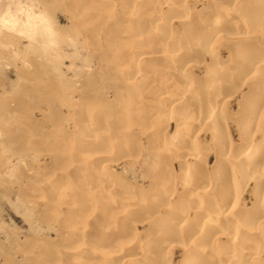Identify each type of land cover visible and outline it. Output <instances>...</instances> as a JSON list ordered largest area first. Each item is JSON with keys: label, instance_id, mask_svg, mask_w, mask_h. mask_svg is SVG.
Masks as SVG:
<instances>
[{"label": "bare ground", "instance_id": "bare-ground-1", "mask_svg": "<svg viewBox=\"0 0 264 264\" xmlns=\"http://www.w3.org/2000/svg\"><path fill=\"white\" fill-rule=\"evenodd\" d=\"M135 1L129 0V10L119 17H112L110 3H102L101 12L110 25L102 39L100 68L115 70L121 81L124 78V88L138 93L134 101L132 95L126 97L125 108L134 106L132 119L139 117L138 123L154 126L139 132L147 133L149 152L139 146L135 150L140 154L123 155L130 163L135 156L139 159L148 184L132 187L113 166L104 163L120 159L106 158L105 153L136 140L130 131L132 119L119 113V93L110 102L103 99L101 106L91 100L94 98L83 97L75 134L84 140L81 146L86 149L79 156L85 163L75 175L80 181L78 198L69 210H79L70 212L69 224L78 219L91 224L94 242L65 252L44 245L47 248L41 259L53 258L58 263L63 257L64 264H71L68 257L100 250L97 258L91 255L88 260L97 264H170L168 255L178 247L183 253L179 264H264V0H206L207 5L193 14L186 8L188 0H146L134 5ZM23 18L17 21L26 32H50L36 20L39 14L27 13ZM168 18L180 22L182 31L169 30ZM9 21L8 26L14 27L16 19ZM153 39L161 42L159 50L141 48ZM218 47L228 48V62H219ZM197 63L205 76L195 84L188 67ZM139 66L149 75H162L159 87H165V81L172 87L168 95L152 97L147 113L141 106L143 91L136 89L147 80L144 77L137 83L134 79ZM238 77L242 84L253 83L241 110L232 115L223 112L220 104ZM152 111L155 115L148 119ZM224 116L236 122L241 142L235 143L222 126ZM172 117L177 120L175 128L167 134V120ZM157 118L161 120L157 122ZM205 132L211 135V144L214 142L211 165L207 148L195 144ZM98 146L105 147V153L93 154ZM174 160L181 162L176 171ZM248 188L258 194L249 206L240 199ZM50 191L60 196L59 190ZM116 204L120 210L113 208ZM136 224L145 226L142 237ZM74 258L71 260L77 261ZM37 259L30 260L31 264L43 263Z\"/></svg>", "mask_w": 264, "mask_h": 264}, {"label": "rangeland", "instance_id": "rangeland-1", "mask_svg": "<svg viewBox=\"0 0 264 264\" xmlns=\"http://www.w3.org/2000/svg\"><path fill=\"white\" fill-rule=\"evenodd\" d=\"M128 1L0 0V264H31L33 258H39L37 262L42 261V264H64L63 257L58 263H53V258L42 260L44 248L48 245L53 247L48 249L56 250L57 247V251L65 252L94 242L91 224L84 223L82 219H78L79 223L69 224L70 216L79 210H69V206L77 202L76 185L80 181L75 180V175L85 163V158L79 153L86 149L81 146L84 140H79L75 134V125L81 119L77 110L83 97L90 96L101 106L103 99L110 102L119 93L117 100L122 102L119 113L123 112L129 120L134 117V106L125 108L126 97L132 95L134 101L138 93L124 88L125 80L121 81L115 70L100 68L104 53L101 51L104 48L102 39L110 25L105 13L101 12L102 3H110L112 17H119L129 10ZM143 1L146 0H137L134 5ZM187 2L186 8L191 14L207 5L206 0ZM27 13L39 14L36 20L49 27L50 32H26L17 20H23ZM11 19H16L14 27L8 26ZM114 22L123 28L120 20L114 18ZM167 23L169 30L176 33L182 31L180 22L168 18ZM157 33L163 34L162 31ZM149 36L146 35L147 38ZM161 47V42L153 39L149 46L141 48L159 50ZM217 51L219 62H228V48L218 47ZM205 60L208 61L207 55ZM139 67V75L134 79L137 83L144 77L147 80L144 87L136 86L139 92L143 91L141 106L142 111L147 113L152 97L158 93L168 95L172 87L169 81L164 82L165 87L163 84L159 87L164 80L162 75H149L146 68ZM188 72L195 84L205 76L200 64L190 65ZM83 78H87L85 81L90 84H85ZM251 83L242 84L239 77L234 81L229 90L231 95L226 98L227 92L220 104L223 112L238 114ZM90 86H93L92 90H89ZM154 115V111L150 112L148 119ZM138 118L131 120L130 129L136 140H131L126 148H114L105 153V147L98 146L93 152H104L106 158L120 156L117 161L104 163L113 166L112 170L132 187H144L148 180L140 169L139 159L135 160V156L130 163V158L123 155L140 154L135 150L139 146L149 152L147 133L142 135L139 132L154 127L149 124L143 126V121L137 122ZM156 120L158 122L161 118ZM176 121L174 117L167 120V134L174 131ZM221 124L235 143L241 142L234 120L224 116ZM140 127L143 128L139 130ZM211 141L207 132L201 133L195 141L200 149L207 148L205 152H209L210 156L208 165L213 163L214 158V142L211 144ZM180 163L173 161L175 171ZM142 178H145L144 181ZM50 189L59 190L61 198L51 195ZM240 199L249 206L251 199H258V194L248 188ZM113 208L121 209L117 204ZM135 229L142 237L145 226L136 224ZM81 232H85L82 237ZM89 252L91 254L82 253L80 257L71 256L67 260L71 264H97L88 259L91 255L97 258L102 251ZM27 255L35 257L30 259ZM182 258L183 253L178 247L168 255L170 264H179Z\"/></svg>", "mask_w": 264, "mask_h": 264}]
</instances>
